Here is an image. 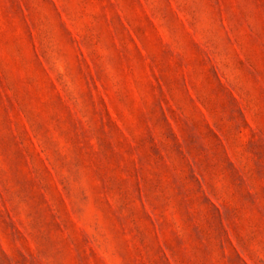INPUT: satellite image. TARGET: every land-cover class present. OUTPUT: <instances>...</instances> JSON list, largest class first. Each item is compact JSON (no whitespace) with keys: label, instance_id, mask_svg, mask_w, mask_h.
<instances>
[{"label":"rangeland","instance_id":"1","mask_svg":"<svg viewBox=\"0 0 264 264\" xmlns=\"http://www.w3.org/2000/svg\"><path fill=\"white\" fill-rule=\"evenodd\" d=\"M0 264H264V0H0Z\"/></svg>","mask_w":264,"mask_h":264}]
</instances>
